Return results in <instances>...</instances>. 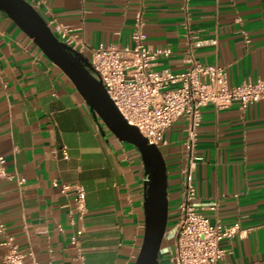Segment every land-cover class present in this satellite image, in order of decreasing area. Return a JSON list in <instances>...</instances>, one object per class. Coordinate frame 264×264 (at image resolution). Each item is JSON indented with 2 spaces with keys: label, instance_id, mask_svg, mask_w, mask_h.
<instances>
[{
  "label": "crops",
  "instance_id": "1",
  "mask_svg": "<svg viewBox=\"0 0 264 264\" xmlns=\"http://www.w3.org/2000/svg\"><path fill=\"white\" fill-rule=\"evenodd\" d=\"M28 1L47 23L70 26L89 47L132 45L141 14L146 42L171 49L155 69L185 70L192 33L196 59L222 66L230 85L264 79V0ZM100 124L70 78L0 11V157L7 173L0 176V217L19 249L32 251L41 264H134L137 257L145 221L141 155ZM187 138L186 122L179 119L159 146L169 200V234L159 264H173L170 236L179 217ZM193 153L199 210L212 222L240 226L221 241L227 260L264 264V99L245 109L239 103L203 107ZM53 180L84 186L83 223L72 213L73 195L63 194ZM81 228L75 246L71 237ZM2 242L0 234V263L7 250Z\"/></svg>",
  "mask_w": 264,
  "mask_h": 264
},
{
  "label": "built area",
  "instance_id": "2",
  "mask_svg": "<svg viewBox=\"0 0 264 264\" xmlns=\"http://www.w3.org/2000/svg\"><path fill=\"white\" fill-rule=\"evenodd\" d=\"M54 34L63 42L82 53L89 52V59L97 76L124 118L135 125L150 143H165L166 131L179 119L187 125L186 147L188 156L181 167V190L178 199L179 217L171 238L175 240L172 252L173 264H232L227 260V249L221 246L223 239L234 237L240 230L238 224L226 225L219 220L212 222L199 210L196 186L193 179L195 156L193 147L196 129L203 107L212 104L218 109L239 103L245 109L249 103L264 99V79L244 81L230 85L226 72L220 65L201 64L195 56L196 35L189 33V45L184 52L185 70L174 72L170 68L155 69L160 56H169L170 48L151 47L146 42L142 15L138 14L131 32L132 45L100 44L89 47L87 43L65 24L51 20ZM63 158H68L66 147ZM4 157H0V176L7 175ZM25 179L21 178L20 183ZM54 187L65 195L74 197V217L81 223L87 214L86 191L77 182H58ZM208 207L215 209V203ZM73 217V218H74ZM83 228L71 237V243L79 246ZM0 234L7 247L0 264H41L32 251L22 252L14 237L7 232L0 217ZM169 233H165V237ZM27 255L31 261H27Z\"/></svg>",
  "mask_w": 264,
  "mask_h": 264
},
{
  "label": "water",
  "instance_id": "3",
  "mask_svg": "<svg viewBox=\"0 0 264 264\" xmlns=\"http://www.w3.org/2000/svg\"><path fill=\"white\" fill-rule=\"evenodd\" d=\"M7 14L43 53L74 83L94 119L103 123L121 141L140 153L144 181V232L134 264H159V255L169 220L167 165L160 147L150 143L119 111L97 76L90 59L61 41L40 12L28 0H0ZM101 125V124H100Z\"/></svg>",
  "mask_w": 264,
  "mask_h": 264
}]
</instances>
